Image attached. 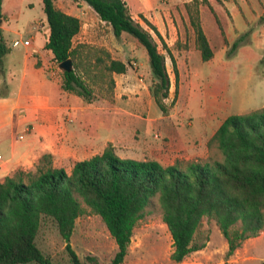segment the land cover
<instances>
[{"label":"rangeland","instance_id":"374dc122","mask_svg":"<svg viewBox=\"0 0 264 264\" xmlns=\"http://www.w3.org/2000/svg\"><path fill=\"white\" fill-rule=\"evenodd\" d=\"M188 1L150 0L152 8L143 6L144 9H152L155 14L157 11L164 13V17L177 30V37L171 33V36L166 34L163 39L176 64V98L174 104L168 107L169 116L164 115L163 119L154 122H148L147 119L161 115L150 94L155 79L149 71L145 49L133 37L126 33L114 37L110 26L101 21L83 1L53 0L55 7L76 16L80 21L79 31L72 38L74 44L83 42L103 48L111 57L128 59L126 61L132 62L130 66L138 68L137 76L131 82L127 80L132 87L137 85V89L131 87L124 90L123 84L116 87L114 83L110 91L103 83L93 87L92 100L87 103L60 88L62 69L53 60L49 50L43 47L48 28L41 0L1 1L0 35L3 31L5 47L11 49L0 61V99L12 96L11 93L18 88L22 66L21 45L12 46L10 40L20 37L37 47V65L42 66L40 73L44 80L38 86L39 92L46 94L49 102L57 105L66 104L67 100L74 98L79 106H86L76 112L73 123L68 125L58 124L61 116L60 110L56 111V130L59 133L56 139L67 141L68 137L74 136L80 152L67 160H61L63 155H56L57 160L54 161L50 155L51 165L60 166L68 172L74 161L100 152L108 143L122 157V154L128 153L125 151L132 149L129 143L136 139L159 141L153 134L160 135L168 122L173 123L177 130L202 138L208 134L207 123L211 114L217 113L219 119L264 105V0ZM185 2L189 3L191 12L194 8L198 10L200 25L213 51V56L207 61H201L198 50L193 49V32L183 5ZM140 3V0L126 1L131 15L136 11L144 12L142 8L135 9ZM134 16L145 27L137 13ZM145 17L152 22L153 19L146 14ZM155 40L160 49L158 40ZM132 43L138 45L137 59L130 57L132 55L127 49L130 47L134 55ZM185 50L191 51L182 54ZM160 52L164 53L161 49ZM164 62L169 79L168 98L165 100L168 105L173 96L174 75L166 54ZM9 70L13 75L8 74ZM29 84H32L31 75L26 73L22 86L24 93H30ZM136 106L139 110H136ZM121 108H129V116L118 112ZM24 115V108L18 107L9 116L15 119ZM15 134H19L20 138ZM0 137V161L7 159L12 150L16 154L28 140L31 144L38 141L29 124L24 131L2 128ZM207 156L216 157L218 154L215 149H211L206 151L205 157L197 159ZM196 240L203 246L190 252L180 264H264V227L256 235L243 240L229 256L226 255V242L212 220L202 219ZM34 242L52 263L70 264L64 241L50 217L40 218ZM69 244L85 264H110L116 251L115 243L103 222L86 206H83L82 214L74 221ZM171 249L169 233L154 200L143 218L135 224L126 253L119 264H174L169 258Z\"/></svg>","mask_w":264,"mask_h":264},{"label":"trees","instance_id":"16d2710c","mask_svg":"<svg viewBox=\"0 0 264 264\" xmlns=\"http://www.w3.org/2000/svg\"><path fill=\"white\" fill-rule=\"evenodd\" d=\"M80 1L110 26L114 37L126 33L143 46L155 79L150 87L152 100L162 114H167L176 98L177 71L156 27L141 14L138 17L145 27L133 19L124 0ZM188 2L183 5L194 47L200 60L207 61L213 51L200 25L198 10L191 12ZM41 4L48 28L43 47L57 64L65 59L71 62L70 71L62 70L60 88L87 103L96 85L105 83L112 91V75L124 73L129 62L111 57L100 47L74 44L79 19L55 7L53 0H41ZM155 38L174 75L168 105L165 54ZM7 51L0 35V61ZM206 148L215 149L218 156L161 165L153 159L120 157L108 143L100 152L73 162L68 172L51 165L49 154H42L34 170L16 169L0 181V264H54L34 242L42 216L54 221L70 264H85L69 244L74 221L82 214L83 206L103 222L116 246L110 264H119L135 224L154 200L171 239L169 258L174 264L203 246L196 240L203 218L214 222L226 242V255H231L243 240L264 227V105L227 115L207 140Z\"/></svg>","mask_w":264,"mask_h":264},{"label":"crops","instance_id":"0c3cea01","mask_svg":"<svg viewBox=\"0 0 264 264\" xmlns=\"http://www.w3.org/2000/svg\"><path fill=\"white\" fill-rule=\"evenodd\" d=\"M124 1L126 3L127 0ZM140 2L142 4L140 3V5L137 6L135 9L142 8L144 12L136 11L134 15H136L137 13V15L141 14L143 17H145L146 14L150 19H153L152 20L153 23H152L149 19L145 17L149 22H151L156 27L157 31L159 32V34L163 39L166 38V34L171 36V33H173L177 37V30L175 26L172 23H170L168 19L164 17L165 16L164 13L162 14L160 13V11H157L156 13L158 15L157 18V15L152 9L149 10L146 8V7L152 8V3L150 2V0H140ZM143 6H146L145 7L146 9H144ZM134 15H131L133 19H135ZM1 37L3 39H6L3 31ZM25 39L26 38L21 39L19 37L10 40V43L14 40H17L18 41L17 45L19 44L21 45L20 50L22 52L21 53L22 66H21V72H20V78H19L17 90L14 93H11L12 96L5 99H0L1 100L0 130L2 128L7 127L9 128V130L19 128L20 130L24 131L25 127L29 124L31 125V131H33L34 137L38 138V141H34L31 144L30 143L31 141L28 140L26 145H22L20 150H18L16 154L12 150V152H10L7 159H5L4 161H0V181H2L5 176L12 175L16 169H21L24 171L34 169L35 165L38 163L40 156L44 153L51 155L55 161L57 160L55 159L56 155H63L64 157H61V160L64 159L67 160L68 158L71 157L73 158L75 154L78 155V153L80 152L79 147L77 145L78 141L74 136H72L71 138L68 137L67 141L56 139L59 136L56 127H58V124L68 125L70 123H73L76 112L78 110L86 108V106H79L77 104L76 99L74 98L67 100L66 104L57 105L54 102H49V99L46 94H42L39 92L38 86H41L42 83L44 82L42 77L43 75L40 73V70H42V66L41 64L37 65V60H39L38 59L39 54L36 49L37 47L33 45V42L29 43L28 40L27 45L21 44V41ZM39 46H40V40H39ZM129 48H127L129 50L128 52H130V54L132 55L130 57L135 59L138 45L136 44L133 45L132 43L131 48H135L134 55ZM10 49H8V51L3 56L9 54ZM193 49L196 48L194 47ZM190 51L191 50H185L183 51L184 53L182 54L189 53ZM144 56L147 60V55ZM121 60L124 62L128 59L125 60L121 59ZM129 63L131 64L132 62L129 61ZM137 69H138L137 66L135 68L132 66H128L124 73L113 74L112 77L116 87L119 84H123L125 86L124 90L130 89L132 86L129 84V82H127V80L131 82L133 77L137 76V71H138ZM26 73H30L31 75L32 84H29L28 86V88L30 89V93L27 92L24 93L22 90L24 77ZM8 74L10 76L13 75L10 70ZM132 88L137 89V85H133ZM18 107L24 108L25 115L20 118L10 119L9 115H11L12 112L15 111ZM139 107L142 108L141 106ZM139 107H137L136 110L137 109L139 110ZM127 109L130 110L129 108ZM127 109L121 108L119 109L118 112H120L121 114H127L129 116L128 113H130V111H128ZM58 110H60L59 116H61V119L57 124L56 111ZM164 115L169 116L168 113L167 114L161 113V115L157 116L156 118L147 119V121L148 122L159 121L163 119ZM224 118L218 119L217 113L211 114L207 123L209 129L208 134H204L202 138H199L194 135H190L187 132H183L181 130H177L174 128L175 125H173V123L168 122L162 128V132L160 135L153 134L154 135L153 137L156 136V138L160 139L159 141L151 142V141H146L144 139H136L133 142L129 143L132 149L129 148V150L125 151L128 153L127 154L125 153V155L122 154L121 156L134 158V159H153L159 162L161 165H169L176 160H188V159H197V158L205 157L207 151L206 142ZM15 135L16 136L18 135L17 136L18 139L20 138L19 134H15ZM63 135L64 134H62V136ZM56 167H60V166H56Z\"/></svg>","mask_w":264,"mask_h":264},{"label":"water","instance_id":"95a60500","mask_svg":"<svg viewBox=\"0 0 264 264\" xmlns=\"http://www.w3.org/2000/svg\"><path fill=\"white\" fill-rule=\"evenodd\" d=\"M58 66L64 71H70L72 69L69 59H65L64 61L60 62Z\"/></svg>","mask_w":264,"mask_h":264},{"label":"built area","instance_id":"2783aa9c","mask_svg":"<svg viewBox=\"0 0 264 264\" xmlns=\"http://www.w3.org/2000/svg\"><path fill=\"white\" fill-rule=\"evenodd\" d=\"M11 44H12V46H16L18 44V41L17 40H14V41H12ZM21 44L27 45L28 44V40L25 39V40L21 41Z\"/></svg>","mask_w":264,"mask_h":264}]
</instances>
